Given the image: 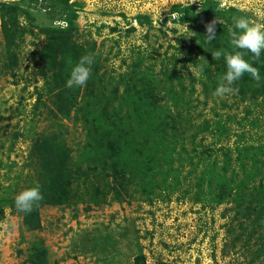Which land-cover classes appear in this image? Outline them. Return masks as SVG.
Returning <instances> with one entry per match:
<instances>
[{
    "label": "rangeland",
    "instance_id": "rangeland-1",
    "mask_svg": "<svg viewBox=\"0 0 264 264\" xmlns=\"http://www.w3.org/2000/svg\"><path fill=\"white\" fill-rule=\"evenodd\" d=\"M52 1L17 0L18 9L0 11V264H238L243 255L224 247L239 226L229 203L193 200L190 166L180 154L174 165L183 183L143 201L127 184L130 174L112 176L115 140L102 153L101 143L87 142L88 124L75 114L93 101L91 90L112 95L109 70L130 72L138 53L144 63L163 52L184 58L191 47L185 40L205 36L213 20L223 37L233 24L231 7L264 24V0H70L78 10L67 28ZM89 53L95 57L90 79L67 87L71 67ZM247 56L254 67L264 66ZM153 61L159 68V59ZM144 91L138 80L121 107L145 105ZM196 91L201 98L200 84ZM260 102L231 94L226 105H239L230 116L242 118L244 107L261 115L252 120L249 143L264 151ZM37 186L43 199L31 212L18 211L16 195Z\"/></svg>",
    "mask_w": 264,
    "mask_h": 264
},
{
    "label": "trees",
    "instance_id": "trees-1",
    "mask_svg": "<svg viewBox=\"0 0 264 264\" xmlns=\"http://www.w3.org/2000/svg\"><path fill=\"white\" fill-rule=\"evenodd\" d=\"M6 4L9 3H0V11L18 9L19 5L17 0H11L10 6ZM52 6L68 27L75 23L78 9L74 2L53 0ZM227 13L232 20L246 16L236 7H231ZM218 32L210 43L204 36L186 39V46L191 47L184 58L178 57V53L169 56L163 52L156 57L148 54L152 61L144 63V55L138 53L136 61L130 65V72L112 75L109 70L108 85L112 87V95L96 97L94 89L91 90L93 101L82 106L81 116L76 113L75 119L80 118L88 124L85 136L92 139L87 142L101 143L102 153L115 140L116 166L112 176L130 174L127 184L133 185L134 195L143 201L166 195L180 183V171L174 165L180 154L190 166L187 170L188 177L192 178L189 183L196 188V196L192 199L212 205L228 202L227 210L233 214L231 222L239 223L237 230L231 233L233 237L224 243L226 250L243 255L238 264H264V151L252 146L254 142L249 143L250 129L254 126L252 120L257 121L261 115H252L251 109L244 107L242 118L235 114L230 116L228 110L239 109L238 104L226 105L231 94L222 100L214 95L227 70L224 57L214 59V53L236 50L230 44L229 31L224 32L223 37L218 36ZM68 41L71 42L72 37ZM157 59L159 68L155 69L157 63L153 60ZM260 59L264 62V52ZM125 62L122 58L121 64ZM106 68L112 69V66L106 64ZM257 68L261 80L257 82L245 73L234 84L239 91L232 96L240 101L249 100L254 105L261 100L260 105L264 106V66ZM138 80L145 90L139 98L147 103L121 107V103L126 105L128 90ZM199 84L203 91L201 98L196 95ZM234 122L237 128H231ZM6 201L11 199L5 196Z\"/></svg>",
    "mask_w": 264,
    "mask_h": 264
},
{
    "label": "clouds",
    "instance_id": "clouds-1",
    "mask_svg": "<svg viewBox=\"0 0 264 264\" xmlns=\"http://www.w3.org/2000/svg\"><path fill=\"white\" fill-rule=\"evenodd\" d=\"M193 2L194 0H192ZM217 22L219 21L213 20L205 25L206 35L204 37L209 43L215 39ZM62 26L67 28V22L63 21ZM229 37L231 46L236 50L234 52L217 50L214 53V59H219L223 56L226 61L227 70L221 76L214 92L215 96L221 98L239 91L238 88L234 87V84L245 73L250 74L257 82L261 80L259 69L254 67L244 57L251 53L254 60L258 61L260 59L262 52H264V24L253 23L243 16L233 17V24L229 29ZM94 62V54L89 53L81 56L78 62L71 67L69 79L66 82L67 87L84 86L91 77ZM71 63L69 61L70 65ZM42 199L43 195L39 187H31L18 193L14 199V204L18 211L28 213Z\"/></svg>",
    "mask_w": 264,
    "mask_h": 264
}]
</instances>
